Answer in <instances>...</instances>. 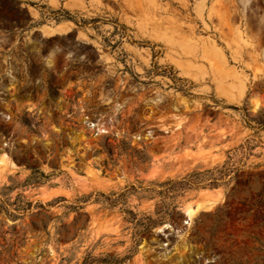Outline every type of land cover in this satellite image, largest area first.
I'll return each mask as SVG.
<instances>
[{
    "label": "rangeland",
    "instance_id": "1",
    "mask_svg": "<svg viewBox=\"0 0 264 264\" xmlns=\"http://www.w3.org/2000/svg\"><path fill=\"white\" fill-rule=\"evenodd\" d=\"M0 264H264V0H0Z\"/></svg>",
    "mask_w": 264,
    "mask_h": 264
},
{
    "label": "trees",
    "instance_id": "2",
    "mask_svg": "<svg viewBox=\"0 0 264 264\" xmlns=\"http://www.w3.org/2000/svg\"><path fill=\"white\" fill-rule=\"evenodd\" d=\"M31 171L34 172V169L32 167H28ZM40 175H42L40 173ZM198 175H201L199 173H193L191 176H189L188 179L183 178L181 181H167L160 185L161 190L158 192L159 194L168 195L175 191H182L186 188H189L191 186H216L218 179L211 178V179H204L201 177H198ZM193 177V178H192ZM191 178V179H190ZM221 178V177H220ZM207 180H210L206 183ZM165 196H163L164 198ZM116 204V201H112L109 203L110 206H113ZM126 214V218L128 221H132L134 219V214L131 211H128L127 209L122 210ZM148 228V227H146Z\"/></svg>",
    "mask_w": 264,
    "mask_h": 264
},
{
    "label": "water",
    "instance_id": "3",
    "mask_svg": "<svg viewBox=\"0 0 264 264\" xmlns=\"http://www.w3.org/2000/svg\"><path fill=\"white\" fill-rule=\"evenodd\" d=\"M188 220H189V217H188V215H185V222H188Z\"/></svg>",
    "mask_w": 264,
    "mask_h": 264
},
{
    "label": "bare ground",
    "instance_id": "4",
    "mask_svg": "<svg viewBox=\"0 0 264 264\" xmlns=\"http://www.w3.org/2000/svg\"><path fill=\"white\" fill-rule=\"evenodd\" d=\"M192 211H193V210H192ZM192 211L188 210V213L190 214V213H192Z\"/></svg>",
    "mask_w": 264,
    "mask_h": 264
}]
</instances>
